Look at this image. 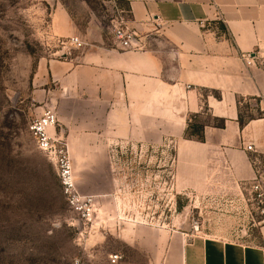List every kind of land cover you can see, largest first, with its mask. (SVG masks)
Instances as JSON below:
<instances>
[{
    "label": "crops",
    "instance_id": "obj_1",
    "mask_svg": "<svg viewBox=\"0 0 264 264\" xmlns=\"http://www.w3.org/2000/svg\"><path fill=\"white\" fill-rule=\"evenodd\" d=\"M90 1L108 10L109 21L123 10L138 47L122 48L113 29L108 34L96 23L98 31L90 27L83 36L85 48L45 60L55 84L48 93L57 103V133L69 150L127 153L173 144L174 188L208 187L214 195L235 193L260 177L255 160L264 157V0ZM60 16L65 26L53 25V35L68 39L82 32L66 7ZM68 40L67 50L73 48ZM195 115L194 122L204 125L203 140L186 135ZM120 183L110 194L115 202L122 201ZM105 196L97 197L99 212ZM115 231L145 257L132 264H264V222L247 242L180 231L164 237V227L137 228L129 219H119ZM97 232L95 226L84 233L85 244H94Z\"/></svg>",
    "mask_w": 264,
    "mask_h": 264
},
{
    "label": "rangeland",
    "instance_id": "obj_2",
    "mask_svg": "<svg viewBox=\"0 0 264 264\" xmlns=\"http://www.w3.org/2000/svg\"><path fill=\"white\" fill-rule=\"evenodd\" d=\"M65 7L85 46L89 40L83 36L90 27L98 31L96 23L108 34L113 29L110 13L96 1L0 0V264H112L115 253L123 256L119 264L145 261L120 241L115 231L119 219L132 220L137 228L164 227V237L166 231H180L242 242L255 238L264 222V157L255 160L261 191L244 184L235 193L214 195L208 187L200 192L187 185L174 188L176 153L173 144H163L127 153L69 150L80 190L106 195L105 209L97 213L99 239L85 244L86 232L64 198L56 162L38 149L29 130L46 107L57 111L49 98L55 84L48 80L45 60L85 48L72 45L67 50L62 42L69 38L51 31L55 24L64 28L58 18ZM119 183L122 201L115 202L110 194Z\"/></svg>",
    "mask_w": 264,
    "mask_h": 264
},
{
    "label": "built area",
    "instance_id": "obj_3",
    "mask_svg": "<svg viewBox=\"0 0 264 264\" xmlns=\"http://www.w3.org/2000/svg\"><path fill=\"white\" fill-rule=\"evenodd\" d=\"M113 34L116 42L125 49L138 47L135 43V32L128 26V19L123 10L117 9L112 19ZM65 47L67 43L62 42ZM68 43L82 48L85 46L78 36L69 38ZM252 58H247L246 63L251 64ZM59 126L58 113L53 107H46L43 113L35 117L29 124V130L37 144L39 150L44 152L49 158L55 160L57 173L61 184V190L64 198L74 214L77 215L83 224L84 232H90L95 226H98V200L97 195L84 193L80 190L74 176V167L70 156L68 144L65 138L57 133ZM248 149H252L249 145ZM260 175V173H259ZM262 176L256 177L251 183L255 191H261ZM259 196H262L260 192ZM198 231V224L194 226ZM123 259L122 254L115 253L111 256L112 264H119Z\"/></svg>",
    "mask_w": 264,
    "mask_h": 264
},
{
    "label": "trees",
    "instance_id": "obj_4",
    "mask_svg": "<svg viewBox=\"0 0 264 264\" xmlns=\"http://www.w3.org/2000/svg\"><path fill=\"white\" fill-rule=\"evenodd\" d=\"M196 117H197L196 115L195 117H192L193 119L188 123V129L186 131V135H188L187 137H194L198 140H203L204 139L203 137L204 125L198 122H194ZM239 122H240V125L243 126L246 123V117L240 114ZM218 125L223 126V120H219Z\"/></svg>",
    "mask_w": 264,
    "mask_h": 264
}]
</instances>
